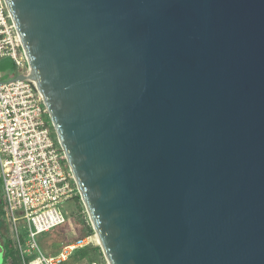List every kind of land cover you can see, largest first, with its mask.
<instances>
[{
	"label": "water",
	"instance_id": "obj_1",
	"mask_svg": "<svg viewBox=\"0 0 264 264\" xmlns=\"http://www.w3.org/2000/svg\"><path fill=\"white\" fill-rule=\"evenodd\" d=\"M106 264H264V0H3Z\"/></svg>",
	"mask_w": 264,
	"mask_h": 264
},
{
	"label": "built area",
	"instance_id": "obj_2",
	"mask_svg": "<svg viewBox=\"0 0 264 264\" xmlns=\"http://www.w3.org/2000/svg\"><path fill=\"white\" fill-rule=\"evenodd\" d=\"M14 70L0 73V178L4 217L21 264H62L77 250L96 245L94 237L63 243L45 256L39 237L66 224L61 206L78 192L64 154L47 124V111L33 84L14 80L28 71L19 36L0 0V59ZM86 264H100L86 262Z\"/></svg>",
	"mask_w": 264,
	"mask_h": 264
},
{
	"label": "rangeland",
	"instance_id": "obj_3",
	"mask_svg": "<svg viewBox=\"0 0 264 264\" xmlns=\"http://www.w3.org/2000/svg\"><path fill=\"white\" fill-rule=\"evenodd\" d=\"M14 68L15 67L11 59H0V73L3 75V79H6L7 76L11 72H13ZM4 205L5 203L3 200V191L1 187L0 178V237L2 239H12L9 226L4 217ZM61 211L66 215L68 219L66 224L56 227L48 233L42 234L39 237V247L45 256L55 255L59 251L63 243L73 241L76 238L83 237V235H85L86 230L89 227L91 228L86 211L83 207L78 193L72 199H70L68 202L61 206ZM91 235L94 236L93 230ZM88 247H97V244ZM70 258L62 264H86V262L84 261L76 263L73 260H70ZM96 260L100 261V263L102 264H106V261L102 254L101 256L96 257ZM0 264H3V255L1 252V247Z\"/></svg>",
	"mask_w": 264,
	"mask_h": 264
},
{
	"label": "trees",
	"instance_id": "obj_4",
	"mask_svg": "<svg viewBox=\"0 0 264 264\" xmlns=\"http://www.w3.org/2000/svg\"><path fill=\"white\" fill-rule=\"evenodd\" d=\"M46 121L47 124L53 134V138L57 144V140L56 137L53 133V129L50 125L48 116L46 115ZM92 234V230L89 227L86 232L85 235H83V237H87V236H91ZM101 251L99 249V247H85L83 249H79L77 250L70 258V260H73L76 263L79 262H98L100 263V261L96 260V257L101 256ZM3 264H21L20 261V257H19V253L18 251L13 247V244L11 243L10 240H6L5 246H4V253H3ZM102 264V263H100Z\"/></svg>",
	"mask_w": 264,
	"mask_h": 264
},
{
	"label": "crops",
	"instance_id": "obj_5",
	"mask_svg": "<svg viewBox=\"0 0 264 264\" xmlns=\"http://www.w3.org/2000/svg\"><path fill=\"white\" fill-rule=\"evenodd\" d=\"M6 240H10L11 241V243H12V240L11 239H2L1 237H0V241H1V245H0V247H1V252H2V255H3V253H4V246H5V243H6ZM13 244V243H12ZM13 247H14V245H13ZM15 248V247H14Z\"/></svg>",
	"mask_w": 264,
	"mask_h": 264
},
{
	"label": "bare ground",
	"instance_id": "obj_6",
	"mask_svg": "<svg viewBox=\"0 0 264 264\" xmlns=\"http://www.w3.org/2000/svg\"><path fill=\"white\" fill-rule=\"evenodd\" d=\"M93 237H94V241H95V243L98 245V238H97V236L94 235Z\"/></svg>",
	"mask_w": 264,
	"mask_h": 264
}]
</instances>
